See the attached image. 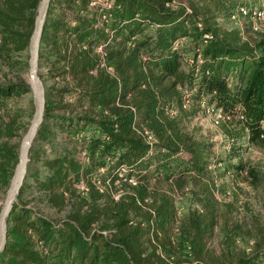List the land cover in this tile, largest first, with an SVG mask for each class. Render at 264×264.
I'll use <instances>...</instances> for the list:
<instances>
[{
    "label": "trees",
    "instance_id": "1",
    "mask_svg": "<svg viewBox=\"0 0 264 264\" xmlns=\"http://www.w3.org/2000/svg\"><path fill=\"white\" fill-rule=\"evenodd\" d=\"M112 1L99 10L50 0L39 48L45 111L29 150L42 169L28 175L66 213L55 222L36 212L22 185L0 264H264V175L241 156L244 144L264 147V36L226 25L237 0ZM38 2L0 0V66L24 62ZM28 92L26 81L0 83L3 191L21 126L10 101ZM202 100L224 115L222 153L189 128ZM52 124L74 145L41 158L35 144L52 141Z\"/></svg>",
    "mask_w": 264,
    "mask_h": 264
},
{
    "label": "rangeland",
    "instance_id": "2",
    "mask_svg": "<svg viewBox=\"0 0 264 264\" xmlns=\"http://www.w3.org/2000/svg\"><path fill=\"white\" fill-rule=\"evenodd\" d=\"M243 4L249 5V6H262L264 7V0H237ZM227 26L237 27L242 30V35L244 38L248 37L251 38L252 41H257L261 36H264V24L262 25L261 29L258 32H253L250 29V22L249 18L243 17L239 14H236L234 17L230 16L227 19V22H225ZM28 58H29V52L28 49L21 52L20 55H18L17 61H24L22 64H13L12 67H8L5 65L0 66V83L4 80H10V81H28ZM26 62V64H25ZM39 73H43L45 71L44 66H39ZM192 104L191 102H187L186 106H189ZM10 108L17 110L21 115L20 120V128L15 131V136H13L10 139L11 143H17L18 147L20 145V141L22 136L24 135L25 131L28 128V125L30 123L32 113L34 110L33 106V96L32 92L25 93L21 96L15 97L10 101ZM196 110V113L191 117V120L189 122V128L197 127L198 132L202 135H206L208 139L215 141V149L217 153H222L223 149L221 144H224L225 138L222 135L219 125L214 123V118L209 115L206 111V105L201 103L199 104V107H194ZM52 128L55 131V134L53 136L52 141L47 142L43 141L40 142L41 144H35V149L38 150L40 157H44L48 155L50 151H53L55 149L60 150L64 147L73 148L74 142L65 137V132L62 131L58 125L52 124ZM246 145L243 150H241V156L243 160H249L253 164L258 165L264 175V147H257L254 145ZM223 146V147H224ZM42 162L41 160H35V161H28L27 167L29 166V173L27 172V177L24 178V181L22 183L23 185V193L21 194V200L26 202L28 206H31L34 208V210L42 215H45L49 218H52L56 220L55 222L59 221L60 218L64 217L65 211H57L49 206L45 202H43L39 196L38 193L35 190L34 187V180L33 177H31L30 173H33L35 169H42ZM221 167V165H218ZM5 191L0 189V209L3 205L4 198H5ZM252 193V203L255 206H259V201L256 197V194L260 196V190ZM18 201V197H17ZM181 210V208H180ZM217 237L212 241V243L217 245ZM236 244L238 246L246 248V250H249L248 242H243L241 239H238L236 241ZM248 245V246H247Z\"/></svg>",
    "mask_w": 264,
    "mask_h": 264
},
{
    "label": "water",
    "instance_id": "3",
    "mask_svg": "<svg viewBox=\"0 0 264 264\" xmlns=\"http://www.w3.org/2000/svg\"><path fill=\"white\" fill-rule=\"evenodd\" d=\"M50 0H39L36 7L33 29L28 43V84L33 96L34 110L27 130L18 147V157L0 209V253L7 241V219L13 208L27 173L29 150L43 121L45 111V86L39 74V48L42 30Z\"/></svg>",
    "mask_w": 264,
    "mask_h": 264
},
{
    "label": "built area",
    "instance_id": "4",
    "mask_svg": "<svg viewBox=\"0 0 264 264\" xmlns=\"http://www.w3.org/2000/svg\"><path fill=\"white\" fill-rule=\"evenodd\" d=\"M96 3H99L98 9H109L113 5L112 0H90L89 6H94ZM236 14H239L241 16L249 18L251 22V29L253 31L260 30L262 25L264 24V7L262 6H249L243 3H240L234 10V12L231 14L232 17H234ZM102 17L106 19L107 15L104 12L102 14ZM208 36L209 34H205ZM179 43V40L175 41L174 46H177ZM97 50L103 54V47L100 45L97 47ZM191 61V59H190ZM185 96L188 98V94L186 90H184ZM188 102V99L186 100V103ZM202 104L206 105V111L209 115H211L214 118V123L217 125L219 124L220 120L224 117L223 113L219 108H216L214 105H208L206 104L205 100H202ZM242 117V116H241ZM264 125V121L262 122ZM144 134L147 135L148 139H151V136L148 134L147 131H144ZM81 136V135H80ZM261 138L264 139V133L261 134ZM85 154V151L82 152V156ZM101 172L104 171V168L100 169ZM80 188L84 189V184H80ZM45 249V248H44ZM46 252V249L44 250Z\"/></svg>",
    "mask_w": 264,
    "mask_h": 264
}]
</instances>
